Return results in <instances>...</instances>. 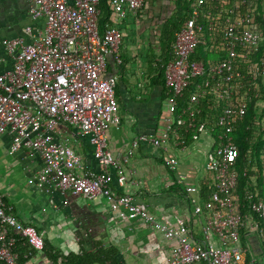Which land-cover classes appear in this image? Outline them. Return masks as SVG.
I'll return each instance as SVG.
<instances>
[{"label":"built area","instance_id":"1","mask_svg":"<svg viewBox=\"0 0 264 264\" xmlns=\"http://www.w3.org/2000/svg\"><path fill=\"white\" fill-rule=\"evenodd\" d=\"M28 1L34 24L24 27L22 35L3 40L11 66L0 68V134L12 135L10 149L25 148L39 155L38 178L51 193L103 195L112 210H126L158 229L174 242L169 264H264V33L251 8L255 0H216L230 5L217 45L225 56L208 62L191 59L198 45L206 42L198 32L199 7L206 0L197 1L176 32L172 58L156 60L162 61L171 90L164 131L138 135L119 156L108 138L111 126L121 124L118 78L107 74V67L110 56L122 62L123 31L114 23L100 29V0ZM144 3L110 0L119 18L137 13ZM192 83L195 89L189 100L181 103L183 91ZM204 103L214 111L204 112ZM248 116L246 140L251 144L243 156L236 133ZM61 125L89 138L99 171L84 168L68 138L59 136ZM141 143L160 150L174 172L177 192L187 202V214L176 212L171 223L161 221L148 203L114 189L115 183L126 184L123 164ZM200 149L205 164L196 168L199 179L192 182L189 171L180 170L176 153L197 154ZM241 175L248 179L243 198L238 192ZM204 180L209 183L205 196L199 185ZM18 236L36 251L45 247L42 233L17 218L0 195V264H22ZM252 239L261 248L248 259L245 241Z\"/></svg>","mask_w":264,"mask_h":264},{"label":"crops","instance_id":"2","mask_svg":"<svg viewBox=\"0 0 264 264\" xmlns=\"http://www.w3.org/2000/svg\"><path fill=\"white\" fill-rule=\"evenodd\" d=\"M174 10V0H145L135 14L128 13L126 17L119 18L113 12L110 17L108 24H116L124 34L120 50L122 62L110 56L107 67V74L118 78L117 97L120 100L121 124L111 126L108 131L109 145L115 156L130 149L138 135H160L164 131L168 105L166 100L161 104L160 87L151 86L155 72L150 67L155 66V59L160 58L151 55L161 53L160 32L165 19ZM31 24L34 23L29 14L28 0H0L2 71L11 66L3 40L22 35L23 28ZM149 58H152L153 66H150ZM60 131L59 136L68 138L69 144L81 155L85 169H101L87 136H81L64 125H61ZM11 141V134H0V161L3 165L0 168H4L3 172L0 171V195L17 218L34 225L42 233L46 251L54 248L69 254L80 251L82 247L90 249L96 244H113L127 264H169L174 242L165 239L158 229L130 217L126 210H112L103 195L84 197L59 190L51 193L38 178L42 166L39 155H31L25 148L12 151ZM171 152L175 154V149L172 148ZM202 152L200 149L199 155L202 154L204 159ZM8 156L11 159L5 160ZM187 160L182 161L180 170L189 171L192 182L198 181L199 162ZM123 166L128 179L124 186L113 184L116 191L130 193L137 201L148 203L150 210L163 222L171 223L176 212L187 214L186 200L177 189L170 188L174 181L172 171L153 144L141 143ZM197 167L199 172H196ZM245 245L247 249L249 247L248 259L261 248L257 239L245 241ZM46 251L35 250L29 255L24 254L22 264H53Z\"/></svg>","mask_w":264,"mask_h":264},{"label":"trees","instance_id":"3","mask_svg":"<svg viewBox=\"0 0 264 264\" xmlns=\"http://www.w3.org/2000/svg\"><path fill=\"white\" fill-rule=\"evenodd\" d=\"M110 0H100L99 8L101 10L100 15V29L104 31L107 27L108 23H110V17L113 15V11H111ZM175 1V10L174 12L168 16L164 23L163 27L160 32V46H161V53L160 54H153L152 57H160L162 61H167L172 58V49L173 43L175 41L176 32L181 29L184 25L185 21L190 17L193 12V8L198 0H174ZM229 4H223L222 2H218L216 0H206L200 7L199 11L200 14L198 16V25L200 29L198 30L199 33L204 35L206 39L205 43H200L198 47L195 49V52L192 54L191 59L196 60H203L205 62L208 61H218L225 56L223 54L225 51L220 52L217 48V45H220L222 42V30L223 26L225 25V20L228 16V9ZM251 8L254 11V16L256 20L261 21L263 33H264V0H255ZM213 20V22H212ZM212 22V23H211ZM264 48V46H263ZM152 58H149L150 66L152 64ZM155 59V66L150 67L154 69V76L151 78V86L160 87L161 90V104L167 100L169 95L171 94V90L169 87L166 86L165 77H164V70L161 67L162 61L158 62ZM199 80V78L195 79ZM194 82V81H193ZM195 89L194 84L192 83L188 88L183 91V95L180 98L181 103H187L190 98V94ZM118 93V86L116 89V94ZM118 101L120 102L119 98L117 97ZM209 102V101H208ZM212 100H210V105ZM180 103V104H181ZM162 106V105H161ZM161 108V107H160ZM162 110V109H161ZM204 112L207 111H214L211 109L206 103L203 104ZM249 116L246 120L242 121L238 126V132L236 133L237 143L240 146L241 154L244 156L246 155L247 151L249 150L248 147L251 144L249 140H246V136L249 134L246 131V124L249 123ZM262 141L260 140L255 147L257 150L261 147ZM245 164H243L244 168ZM173 177L175 178L174 172H172ZM175 181V179H173ZM262 182L261 179H259ZM248 183V179L246 176H240V184L238 188V192L243 198V192L246 184ZM202 195L205 196L209 183L204 180L200 184ZM171 189H177L178 185L176 182L170 186ZM4 200V199H3ZM17 243V251L20 255L21 263L24 262V254H31L35 251L29 242L26 239L20 238ZM244 239V238H243ZM28 247H25V245ZM30 248V249H29ZM264 248V245H263ZM43 251H46L45 247ZM49 255L53 264H127L121 257L120 251L117 246L113 244L109 245H95L94 248L87 249L86 247H82L78 252H70L69 254H63L61 251H57L56 249L52 248L51 251H46ZM250 258V256H249Z\"/></svg>","mask_w":264,"mask_h":264},{"label":"rangeland","instance_id":"4","mask_svg":"<svg viewBox=\"0 0 264 264\" xmlns=\"http://www.w3.org/2000/svg\"><path fill=\"white\" fill-rule=\"evenodd\" d=\"M186 153L187 152L182 153L180 151L177 153V156L180 158V161L181 162L182 161H185L186 162V159L188 158L187 161H193V160H195L196 163L199 162L198 164L200 165L201 169L204 167L205 162H204V159H203V155L202 154L199 155V153H197V156H195L196 153H194V152H191V154H186ZM10 159H11V157H9V156L5 158V160H10ZM0 165H2L1 164V161H0ZM0 171L3 172L4 171V168H0ZM263 190H264V188H263Z\"/></svg>","mask_w":264,"mask_h":264},{"label":"water","instance_id":"5","mask_svg":"<svg viewBox=\"0 0 264 264\" xmlns=\"http://www.w3.org/2000/svg\"><path fill=\"white\" fill-rule=\"evenodd\" d=\"M254 264H259L258 262H255Z\"/></svg>","mask_w":264,"mask_h":264}]
</instances>
